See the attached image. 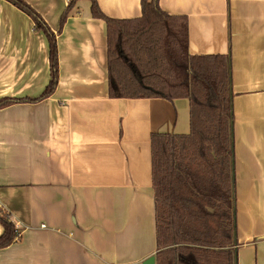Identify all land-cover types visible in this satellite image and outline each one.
<instances>
[{"label": "crops", "instance_id": "0c3cea01", "mask_svg": "<svg viewBox=\"0 0 264 264\" xmlns=\"http://www.w3.org/2000/svg\"><path fill=\"white\" fill-rule=\"evenodd\" d=\"M22 1L56 37L59 76L43 98L49 41L0 0V100H19L0 108V206L22 231L0 264H143L158 253L151 139L189 135V100L113 98L91 0ZM141 1L96 0L115 21L140 18ZM158 4L187 19L190 55L231 57L235 249L264 264V0Z\"/></svg>", "mask_w": 264, "mask_h": 264}, {"label": "trees", "instance_id": "16d2710c", "mask_svg": "<svg viewBox=\"0 0 264 264\" xmlns=\"http://www.w3.org/2000/svg\"><path fill=\"white\" fill-rule=\"evenodd\" d=\"M9 1L33 17L49 41L52 77L43 98L50 97L59 76L56 37L32 7ZM91 3L94 18L107 23L112 97L187 99L191 106L189 135L151 139L157 264H238L231 57L190 55L187 19L168 16L158 0H142L140 18L117 21ZM17 102L0 100V108ZM0 224L3 250L19 239L4 209Z\"/></svg>", "mask_w": 264, "mask_h": 264}, {"label": "water", "instance_id": "95a60500", "mask_svg": "<svg viewBox=\"0 0 264 264\" xmlns=\"http://www.w3.org/2000/svg\"><path fill=\"white\" fill-rule=\"evenodd\" d=\"M156 263H157V261H156L155 256H152V257L146 259L143 264H156Z\"/></svg>", "mask_w": 264, "mask_h": 264}, {"label": "built area", "instance_id": "2783aa9c", "mask_svg": "<svg viewBox=\"0 0 264 264\" xmlns=\"http://www.w3.org/2000/svg\"><path fill=\"white\" fill-rule=\"evenodd\" d=\"M3 210V208L0 206V212ZM15 225V224H14ZM42 228H44V229H46V226L45 225H43V226H41ZM15 229L17 230V238L18 239H20V237H21V235H22V231L21 230H19L17 227H16V225H15Z\"/></svg>", "mask_w": 264, "mask_h": 264}]
</instances>
